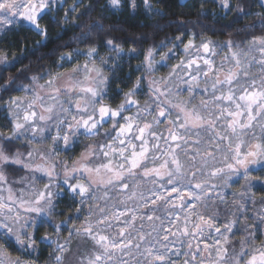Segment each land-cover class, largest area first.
Here are the masks:
<instances>
[{
	"label": "snow or ice",
	"instance_id": "obj_1",
	"mask_svg": "<svg viewBox=\"0 0 264 264\" xmlns=\"http://www.w3.org/2000/svg\"><path fill=\"white\" fill-rule=\"evenodd\" d=\"M53 2L0 0V28L27 24L30 30L46 38L47 29L41 26V20ZM120 3L121 0H110L114 7ZM144 4L151 8L149 0H144ZM222 4L230 8L228 0H222ZM261 26L264 27V21ZM87 27L79 36L81 42L88 41L94 30H104L99 21ZM175 40L183 43L180 36ZM106 43L120 51L112 40ZM194 47L189 40L184 46L185 53ZM220 47L227 48L229 55L218 66L210 58L217 55L216 45L206 41L200 45L205 55L198 54L186 62L181 60L167 79L152 80L150 90L154 99L144 108L138 107L135 116H125L124 112L138 104L131 97L139 89V81L125 95L124 102L112 108L103 103L107 78L94 63L91 67L89 63L77 65L67 76H50L44 84L38 83L43 77L33 76L32 83L21 89L31 92V98L9 102L21 109L22 116L15 115L11 135H0L4 141L0 143V193L7 192V196L0 194V240L19 245L20 250L34 249V233L28 229L36 227L37 218L52 222L53 200L60 195L52 189L65 185L81 197V203L90 199L93 204L85 223L69 229L63 242L49 236L42 238L49 245L55 244V264H63L65 254L71 251L73 237L90 241L92 245L91 254L81 256L80 264H131L125 257L134 259V250L144 257L143 264H176L168 255L172 251L168 245L175 242L186 244L189 249L183 264H194L197 257H201L199 264H264V241L256 243V234H264V201L251 218L253 223H247L246 215L252 188H264V181L251 176L254 171H264V36H253L246 49L232 40ZM257 52L259 58L253 55ZM77 54L90 60L98 55L95 47L84 53L77 50ZM71 58V53L61 57ZM167 58L162 57L161 63ZM146 61L147 71H154L151 50ZM101 63L106 62L101 60ZM253 64L260 65V75L250 74ZM0 65H3L2 77L14 67V62L0 55ZM178 70L186 73L187 79L183 76L179 79L187 87L181 89L176 85L174 91L170 82ZM16 79L8 76L0 89L15 90ZM184 91L190 93L188 99L181 98ZM198 91L202 98L194 103ZM22 105L26 106L21 108ZM145 115H151V121H145ZM110 121L111 128L103 135L111 142L85 145L79 158L70 165L64 161L58 164L53 159L60 142L64 150H69L79 142L80 136L95 137ZM165 123L167 127L161 129ZM53 129L55 135H50ZM21 137L29 145L51 139L53 148H29L26 153L11 151L8 146ZM101 156L103 160L97 162ZM60 165L62 177L57 171ZM9 170L27 171L29 176L21 179L28 180L30 191L14 192L8 181ZM44 178L49 182L37 188V182ZM213 179L223 181L225 188L232 182L239 183L240 179L245 181L243 190L234 194L235 211L220 226L219 214L212 206L213 194L219 196L218 185L210 183ZM54 180L58 182L54 184ZM114 192L120 194L119 198ZM161 210L165 215L156 214ZM241 218L242 238L237 241L238 247H229L230 235H235L234 229L239 230ZM70 219L52 224L57 237ZM145 222L150 231H145ZM169 236L174 240H169ZM209 239L213 241L211 244L207 243ZM142 243L149 246L142 249ZM174 255L181 253L177 250ZM0 264L22 262L19 258L11 259L0 245ZM135 264L142 262L135 259Z\"/></svg>",
	"mask_w": 264,
	"mask_h": 264
},
{
	"label": "trees",
	"instance_id": "obj_2",
	"mask_svg": "<svg viewBox=\"0 0 264 264\" xmlns=\"http://www.w3.org/2000/svg\"><path fill=\"white\" fill-rule=\"evenodd\" d=\"M149 3L151 8L144 4V0H135L133 8L132 0H121L120 5L116 7L110 4V0H58L41 20V26L47 29L46 38L37 35L35 31L30 30V26L24 24L14 25L3 31L0 34V55H6L10 62H14V67L3 73L0 84H3L8 76H15L17 79L15 90L4 92L0 89V135L5 137L11 135L13 105L9 102L24 96L26 91L21 89L32 83L33 76L43 77L38 83L44 84L50 76L65 74L77 65L94 63L96 67L103 69V74L107 78L103 103L116 108L124 102L125 95L139 81V89L131 98L138 102V107H143L151 104L154 99L150 82L167 79L181 60L185 62L188 60L189 55L185 53L184 46L189 40L193 41L194 48H200L202 42H214L216 50L219 51L217 59L220 60L218 62L220 64L224 57L229 55L227 48L220 47L225 41L232 40L246 49L248 41L253 36H264V27L261 26L264 21V0H229L230 8L223 7L222 0H149ZM238 9H243V12H239ZM97 21L104 25V30H94L88 41L81 42L79 40L81 32L87 31V26ZM177 36L182 38L183 43L175 40ZM108 40H112L120 51L113 50L112 46L106 43ZM90 47H95L98 53L92 60L86 55L77 54V50L84 53ZM149 50L152 51L154 67L152 72L147 71L146 57ZM69 53L72 54L70 60L61 59ZM165 56L168 58L161 63L162 57ZM101 60L106 63L102 64ZM225 65H228L227 61ZM2 67L3 65H0V68ZM182 73L177 71L178 75ZM250 74L260 75V65L253 64ZM204 86L202 79L200 87ZM189 95L190 93L184 91L181 98L188 99ZM201 98L198 91L193 102L198 103ZM144 119L151 121L152 116L145 115ZM106 127L108 124L104 125L100 134L95 137L80 136L77 144L69 150H64L60 157L57 158L55 155L53 159L58 164L64 161L70 165L79 158L85 145L106 143L103 135L107 131ZM160 127L166 128L167 124ZM256 132L259 134V128ZM0 143L4 141L0 140ZM8 147L13 152L22 153H26L29 148H35L21 138ZM57 171L62 172V165ZM7 175L14 189L26 187L28 180L21 178L29 176L27 171L9 170ZM251 176L264 181V171H254ZM48 182L42 180L37 183L43 185ZM56 182L58 181H53L54 184ZM16 183L20 185L17 186ZM213 183L217 184L220 190L224 187L221 180ZM56 191H59L60 195L55 196L53 200L55 208L52 222L49 223L41 217L36 221V227L32 228L36 241L33 252L31 250L22 252L14 243L5 244L0 240V245L9 255L22 260L30 259L33 264H55L53 256L55 244L49 245L42 238L49 236L52 240L59 239L63 242L69 235V229L79 228L85 223L93 204V201L81 203V197L70 194L62 185L59 189L54 188L53 192ZM222 199V195H219L212 201V206H215L221 219L229 217L231 212L235 211L232 204ZM261 201H264V188L257 187L247 204L246 215L249 217L247 223L253 222L251 218L260 211ZM77 209L80 211L77 212ZM69 217L71 219L61 227L57 237L52 224H59ZM41 220L44 222L41 223ZM242 221L243 218L238 226L239 230L235 231L234 236L231 235L229 247H238L237 241L242 238L240 230ZM256 235L257 244L264 241V236L260 233ZM75 238L77 237L72 238L71 246L75 243L73 242Z\"/></svg>",
	"mask_w": 264,
	"mask_h": 264
},
{
	"label": "rangeland",
	"instance_id": "obj_3",
	"mask_svg": "<svg viewBox=\"0 0 264 264\" xmlns=\"http://www.w3.org/2000/svg\"><path fill=\"white\" fill-rule=\"evenodd\" d=\"M58 0H54V2L52 3V5H54L56 2H57ZM229 1V0H228ZM51 5V6H52ZM24 25H27V24H24ZM14 25H5L3 28H0V34L3 32V31H5V30H7V29H9V28H11V27H13ZM28 26V25H27ZM197 49H199V53L197 52ZM215 51H216V53H217V55H215V56H211L210 58L214 61V63H215V65H217V64H219L218 62H220V60H218L217 59V57H218V52L219 51H217L216 50V48H215ZM205 55L204 53H203V49L202 48H192V49H189V52H188V55H189V58H192V57H195L196 55ZM253 55H255V56H257V58H259V53L257 52V53H253ZM188 58V59H189ZM199 63H201V65L203 66V63H202V61H199ZM92 64L93 63H91V64H89V66L91 67L92 66ZM72 70H70V71H68V72H66L65 74H61L62 76H67L70 72H71ZM180 76H183L184 77V79H187L188 77H187V75H186V73H182V74H177V76H174V78H173V80L170 82V86H172L174 89L173 90H176L175 89V86L176 85H179V87L180 88H182V89H184V88H186L187 87V85H185V84H183L182 82H181V80L179 79V77ZM42 95L44 94V93H41ZM31 98V92H25L24 93V96L23 97H21V98H19V99H21V100H24L25 98ZM24 106H26V105H22L21 106V108H23ZM145 107V105L143 106V107H139V108H144ZM137 108H138V104L137 105H132V106H130L129 107V109L127 110V111H125L124 112V115L125 116H128V115H131V116H135L136 115V112H137ZM12 111H11V117H12V120H14V117H15V115L17 114V113H19L21 116H22V111H21V109H17L16 108V106L15 105H13V108L11 109ZM37 111H40V109L39 108H37ZM147 116V115H146ZM144 119V118H143ZM145 120V119H144ZM22 122V121H21ZM111 121L108 123V127H106V129L105 130H109L110 128H111ZM121 123H123V121L121 120ZM28 135H30V133H28ZM46 135H48V134H46ZM50 135H55V130L53 129V131L51 132V134ZM113 136H115V132H113ZM92 138V137H91ZM21 140H23L24 142H27L28 143V141L24 138V137H21ZM107 142H111V141H106V143ZM135 143H139L138 141H134ZM92 144H94V143H92ZM35 148H40V149H42V150H50V149H52L53 148V144H52V141H51V139H48V140H46L43 144H32ZM64 151V146H63V143L62 142H60V144H59V147H57L56 149H55V152H54V154H53V157L55 156V157H60V155H61V153ZM103 160V157L101 156L100 157V160L99 161H97V162H101ZM36 162L37 163H39L40 161H39V159L37 158V160H36ZM61 173V177H62V172H60ZM43 180H46L47 182H48V179L47 178H44ZM8 181H9V179H8ZM215 181H217V179H213V180H211L210 181V183H213V182H215ZM223 182V181H222ZM28 181H26V187L25 188H23L22 187V189H24L26 192H28V191H30V189L28 188ZM245 183V181L243 180V179H240L239 180V183H235V182H232V183H230V185L227 187V188H225V187H223L221 190H220V188L219 187H217V189H216V193H219V195H222V201H225V202H228V203H230V204H232L233 205V200L234 199H236V196L234 195V194H236V193H239L240 191H242L243 189H242V185ZM9 184L12 186V188H13V185L9 182ZM16 185L17 186H19L20 184L19 183H16ZM43 186H44V184L43 185H41L40 183H37L36 184V187L37 188H43ZM63 186V188H65L67 191H69L70 192V194H73V195H75L74 193H72L68 188H67V186H65V185H62ZM54 188L55 187H53V191H54ZM255 188H257V187H254V188H252V190H251V193H250V197H251V199H252V196L254 195V193H255ZM21 190V189H20ZM20 190H16V189H14L13 188V191L14 192H16L17 194H19V191ZM0 194H3V195H5V196H7V192H4V193H0ZM113 195H115V196H117V198H119V196H120V194L119 193H117V192H114L113 193ZM213 196H214V199H216L218 196H216V194L214 193L213 194ZM80 197V196H79ZM213 199V200H214ZM250 199V200H251ZM85 201H88V203L91 201L90 199H86ZM112 201H110V203H111ZM213 210L214 211H216V209H215V206H213ZM144 211H147V210H144ZM179 210L177 209V212H178ZM217 212V211H216ZM157 215H161V216H163V215H165V213H164V211L163 210H161V211H158L157 213H156ZM220 217V216H219ZM230 217V216H229ZM228 218V217H227ZM225 217H223L222 219H221V217H220V221H219V223H218V226H220L224 221H225ZM39 219L37 218V221H38ZM159 223V221H157V224ZM251 223H253V222H251ZM251 223H249V224H251ZM139 224H140V222L139 221H137V227H139ZM243 224H244V221H242V227L240 228V230L241 231H243ZM165 226H167V224L165 225ZM239 226V225H238ZM237 226V227H238ZM151 229L148 227V222H145V231H150ZM28 231L30 232V233H32V228H30V229H28ZM221 231H223V229L221 228ZM235 231H237L236 229H234V232ZM262 236H264V234H262V233H260ZM163 235V233H161V236ZM215 233H213V236L215 237ZM156 236V233H153V237H155ZM230 237H231V235H230ZM148 239H151V238H148ZM169 240H174V238L173 237H171V236H169ZM229 240H230V238H229ZM73 242H75L72 246H71V251L70 252H68L67 254H65V258H64V261H63V264H80V258H81V256H87V255H90L91 254V250H92V245H91V242L90 241H85V240H83V239H81V238H79V237H77V238H75L74 239V241ZM153 243H155V241L153 240L152 241ZM213 241H212V239H209L208 241H207V243H209V244H211ZM15 244V243H14ZM16 245V244H15ZM16 246H18L19 247V245H16ZM149 245L148 244H145V243H142V249L144 248V247H148ZM203 245H201V247H202ZM156 247L157 248H161V245L160 244H156ZM168 247L170 248V249H172V251L171 252H169V257H170V259L172 260V261H175L176 262V264H183V261L186 259V256L184 255L185 253H188L189 252V249L187 248V246H186V244L184 245V246H182L179 242H175V243H173V244H169L168 245ZM20 248V247H19ZM29 250H31L32 252H33V249H28V250H22V252H26V251H29ZM161 250L163 251V249L161 248ZM177 250H179L180 251V253H181V255H179V256H176V255H174V253L177 251ZM8 253V252H7ZM9 255V254H8ZM205 255H207L206 253H205ZM10 257H11V259H13V260H15V259H17V258H14L13 256H11V255H9ZM133 257H134V259H132V258H129V257H125L126 259H130L131 260V264H135V259H138V260H140L141 262H142V264H143V261H144V257H142V256H139L136 252H135V250L133 251ZM20 259V258H19ZM200 259H201V257H197V260L194 262V264H199V261H200ZM20 261L22 262V264H33L31 261H30V259H25V260H22V259H20Z\"/></svg>",
	"mask_w": 264,
	"mask_h": 264
}]
</instances>
